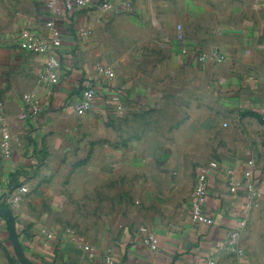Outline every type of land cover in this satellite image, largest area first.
<instances>
[{
  "label": "crops",
  "instance_id": "crops-1",
  "mask_svg": "<svg viewBox=\"0 0 264 264\" xmlns=\"http://www.w3.org/2000/svg\"><path fill=\"white\" fill-rule=\"evenodd\" d=\"M92 1L66 10L61 0L50 29L44 0H0V103L11 144L9 156L0 151V188L26 189L7 205L25 256L264 264V0H130L122 11ZM23 29L61 37L57 83L41 78L45 54L20 48ZM213 49L223 61L199 60ZM88 84L96 99L78 115ZM119 90L120 108L111 100ZM26 94L39 112L23 119ZM200 167L210 170V224L190 217ZM232 231L239 256L221 248ZM0 264H22L1 216Z\"/></svg>",
  "mask_w": 264,
  "mask_h": 264
},
{
  "label": "built area",
  "instance_id": "built-area-1",
  "mask_svg": "<svg viewBox=\"0 0 264 264\" xmlns=\"http://www.w3.org/2000/svg\"><path fill=\"white\" fill-rule=\"evenodd\" d=\"M61 0H44V4L48 13V17L45 24L50 29H54L56 25L57 17L61 14V9L59 7V2ZM64 7L66 10H72L76 8H86L92 7V0H63ZM98 7L106 10L112 11H122L130 9V0H106L101 3H97ZM178 40L183 38L181 32V27L178 25ZM83 31V29H80ZM84 32V31H83ZM18 43L21 49L29 51L35 54H45L46 62L43 69L41 78L49 83L55 84L59 81L58 69L60 67V60L57 56V49L61 46V37L54 31L50 37H42L36 31L31 29H23L19 32ZM206 57L219 62L224 60V55L218 50L213 49L210 54H202L199 56V60H205ZM103 74L106 78L111 79L114 73L110 69H103ZM97 91L96 88L88 84L81 90L79 102L73 106L74 111L78 115H83L93 106L96 99ZM120 90L111 96V100L118 103L120 108ZM23 99L28 102L30 106V113L23 110L21 113V118L25 119L28 116L36 115L39 112L37 103L32 100L31 95H24ZM4 113L3 108L0 103V151L4 156H9L11 153L10 135L6 131V127L3 123ZM252 163V162H251ZM210 170L207 167H200L196 174L192 199L190 202V217L192 221L198 223L210 224L213 222V218L207 215L204 211V205L207 198V178ZM232 172V170H229ZM249 172H245V176H249ZM235 190V186L231 187V191ZM26 189L24 186H19L10 192H4L0 188V201L7 205L15 206L22 199ZM238 232L232 231L227 236L224 245L221 247L225 252L239 256L243 253L242 249L238 245ZM144 244L149 246L152 250H156L158 242L156 237L148 236L143 240ZM106 262L111 264V259L106 258ZM204 264H217L214 258H208Z\"/></svg>",
  "mask_w": 264,
  "mask_h": 264
},
{
  "label": "water",
  "instance_id": "water-1",
  "mask_svg": "<svg viewBox=\"0 0 264 264\" xmlns=\"http://www.w3.org/2000/svg\"><path fill=\"white\" fill-rule=\"evenodd\" d=\"M0 216L3 217L4 219H6V221H7L10 240H11L12 247H13V250L15 252L17 259L22 264H33L25 256V254L21 248V245L19 243L17 233H16V228H15V218H14L12 211L8 207H0Z\"/></svg>",
  "mask_w": 264,
  "mask_h": 264
},
{
  "label": "trees",
  "instance_id": "trees-1",
  "mask_svg": "<svg viewBox=\"0 0 264 264\" xmlns=\"http://www.w3.org/2000/svg\"><path fill=\"white\" fill-rule=\"evenodd\" d=\"M0 207H7V204H5L4 202L0 201Z\"/></svg>",
  "mask_w": 264,
  "mask_h": 264
}]
</instances>
